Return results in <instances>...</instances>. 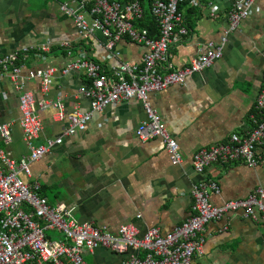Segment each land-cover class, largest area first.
Listing matches in <instances>:
<instances>
[{
	"label": "crops",
	"instance_id": "crops-1",
	"mask_svg": "<svg viewBox=\"0 0 264 264\" xmlns=\"http://www.w3.org/2000/svg\"><path fill=\"white\" fill-rule=\"evenodd\" d=\"M73 0H0V55L26 47L49 45L46 54L31 53L22 61L20 75L25 90L37 101L60 100L66 115L75 107L91 111V102L81 94L90 82L77 71L65 73L75 60H93L109 67L122 62L141 64L144 49L129 40L117 43L115 57L100 47L102 36L83 38L72 20L59 10ZM202 9L183 6L189 36L174 43L170 51L175 69L187 66L218 44L228 28L231 0H205ZM192 8V9H191ZM216 12L215 17L210 13ZM70 44L67 55L62 44ZM55 68L46 94L41 81L29 79V72ZM264 90V0H257L251 16L229 35L223 56L209 69L187 78L182 85L149 95L152 109L173 136L183 161L171 162L162 139L142 142L137 128L147 119L142 103L121 102L103 113H94L84 132L65 135L67 121L60 120L53 107L38 109L43 130L36 145L57 141L51 154L30 165L27 183L38 182L40 193L53 207L65 205L81 222L117 233L124 224H134L141 233L157 227L163 234L173 231L193 214V189L216 181L220 194L212 203L245 199L264 189V145L259 146L260 164L249 166L217 163L198 173L195 153L231 139L249 136L262 122L257 104ZM19 93L9 76L0 78V124H11L12 142L0 149L10 151L16 162L29 154L20 126ZM206 253L196 264H264V221L255 222L241 214H230L207 226ZM136 251L125 254L98 249L84 255L87 264H124Z\"/></svg>",
	"mask_w": 264,
	"mask_h": 264
},
{
	"label": "built area",
	"instance_id": "built-area-1",
	"mask_svg": "<svg viewBox=\"0 0 264 264\" xmlns=\"http://www.w3.org/2000/svg\"><path fill=\"white\" fill-rule=\"evenodd\" d=\"M49 1V0H44ZM184 0H150L158 37L153 38L138 22L144 17L141 0H73L59 5L60 13L73 21L79 34L90 39L102 36L100 47L115 57L116 45L129 40L144 49L141 64L122 62L107 68L101 62L75 60L68 64L65 73L77 71L88 78L90 85L81 94L91 102V111L74 108L66 115L64 104L58 99L37 101L31 91L25 90L20 72L22 61L31 53L46 54L49 45L26 47L7 55H0V78L7 75L19 93L20 126L29 154L16 162L10 151L0 149V264H87L84 255L98 249L125 254L136 251L124 264H196V258L206 253L207 226L230 214H241L255 222L264 221V189H258L245 199L226 202L222 206L212 203V194H220L216 181L204 182L192 191L193 214L173 231L163 234L154 227L141 233L132 223L124 224L117 233L96 227L90 222L78 221L73 210L65 205L53 207L40 193L38 182L27 183L22 174L31 177L30 165L51 154L57 141L48 140L36 145L43 130L38 109L53 107L62 121H67L65 135L84 132L94 113H103L110 105L138 101L142 103L147 119L137 128L136 137L142 142L156 138L163 140L173 164L183 161V153L171 136L161 117L152 109L149 95L173 85H182L190 76L209 69L223 56V48L230 34L235 33L252 13L257 0H231L228 28L221 41L209 43L204 54L187 66L175 69L171 63V47L189 36L184 16L179 9ZM190 4L202 9L201 0ZM211 17L216 12L210 13ZM67 55H72L70 44H62ZM55 68L29 72V79L41 81V92L46 94ZM257 108L262 122L247 137L234 135L228 141L195 153L193 166L198 173L210 166L241 161L249 166L260 164L259 146L264 145V90ZM11 124H0V139L5 146L12 142Z\"/></svg>",
	"mask_w": 264,
	"mask_h": 264
},
{
	"label": "trees",
	"instance_id": "trees-1",
	"mask_svg": "<svg viewBox=\"0 0 264 264\" xmlns=\"http://www.w3.org/2000/svg\"><path fill=\"white\" fill-rule=\"evenodd\" d=\"M141 1L143 3V8H144V17L141 21L138 22V25L142 29L147 30L153 38H157L158 37V30H157L155 21H154L153 17L151 16V13L149 11L150 0H141ZM191 1L192 0H184L179 6L180 11H181L183 6L189 5V3ZM202 1H205V0H202Z\"/></svg>",
	"mask_w": 264,
	"mask_h": 264
},
{
	"label": "rangeland",
	"instance_id": "rangeland-1",
	"mask_svg": "<svg viewBox=\"0 0 264 264\" xmlns=\"http://www.w3.org/2000/svg\"><path fill=\"white\" fill-rule=\"evenodd\" d=\"M93 61V60H92Z\"/></svg>",
	"mask_w": 264,
	"mask_h": 264
}]
</instances>
